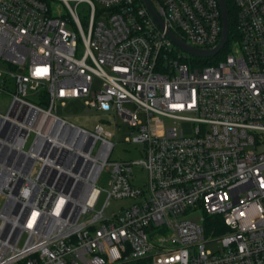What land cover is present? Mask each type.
Returning <instances> with one entry per match:
<instances>
[{"label": "built area", "instance_id": "built-area-1", "mask_svg": "<svg viewBox=\"0 0 264 264\" xmlns=\"http://www.w3.org/2000/svg\"><path fill=\"white\" fill-rule=\"evenodd\" d=\"M151 1L164 29L143 0H0V264H264V0H232L214 62L167 29L216 47L218 0ZM74 100L121 116L145 156L111 160L109 129L58 114Z\"/></svg>", "mask_w": 264, "mask_h": 264}, {"label": "rangeland", "instance_id": "rangeland-1", "mask_svg": "<svg viewBox=\"0 0 264 264\" xmlns=\"http://www.w3.org/2000/svg\"><path fill=\"white\" fill-rule=\"evenodd\" d=\"M52 9L54 13H68L67 9H65L60 2L54 3ZM77 10L81 17V20L85 22L90 15L89 5L86 3L81 4L79 5ZM233 44L234 43L231 41L228 46L220 53V55L224 56L229 51H231ZM83 49L84 48L82 44H80L79 55H82ZM207 59L211 62H214L215 56H210ZM219 59H221V56L219 57ZM0 69L4 71L6 69V66H2ZM7 98L8 96L6 94L0 95V104L6 102ZM128 107L132 110H136V106L134 105L129 104ZM86 109L87 108L82 100H74L69 101L66 107L59 106L58 114L65 117L76 125H81L89 129H94L97 124H103L107 129H109L113 134L112 140L115 143L113 152L111 154V160L113 161H135L145 156L141 144L128 143L125 141L126 137L131 135L132 128L130 127L128 122H125L123 120L121 116H114L109 111L102 112L93 110L91 112H87ZM140 118H142V115H140ZM166 123L167 125H172V123L168 120L166 121ZM181 126L185 129L186 133H192V123L184 122L181 124ZM29 143L30 141H28V145ZM133 171L135 174V183L143 186L146 180L145 169L140 165H135ZM109 181L110 173L108 170H105L99 178L98 186L102 189H108L110 185ZM105 197V193H103L97 205V209L101 208L102 204L105 201ZM133 202V199H113L109 205V211L117 212L122 208L131 205ZM219 246L220 245L217 241L207 244L208 249H217Z\"/></svg>", "mask_w": 264, "mask_h": 264}, {"label": "water", "instance_id": "water-1", "mask_svg": "<svg viewBox=\"0 0 264 264\" xmlns=\"http://www.w3.org/2000/svg\"><path fill=\"white\" fill-rule=\"evenodd\" d=\"M145 2V5L157 23V25L164 29V22L156 8L154 7L151 0H143ZM222 12V18H223V31H222V37L219 42V44L212 48V49H205V48H197L189 43L185 42L182 38H180L178 35H176L172 30L167 29V35L171 38V40L182 50L185 52L198 56V57H210L216 55L227 43L228 37H229V27H230V14H229V8L227 5L226 0H218Z\"/></svg>", "mask_w": 264, "mask_h": 264}, {"label": "trees", "instance_id": "trees-1", "mask_svg": "<svg viewBox=\"0 0 264 264\" xmlns=\"http://www.w3.org/2000/svg\"><path fill=\"white\" fill-rule=\"evenodd\" d=\"M228 8H229V13H230V18L232 19V13H233V9H232V0H226ZM230 19V20H231Z\"/></svg>", "mask_w": 264, "mask_h": 264}]
</instances>
